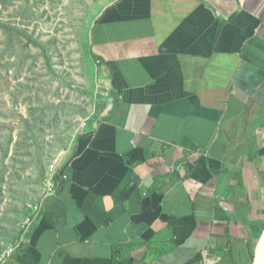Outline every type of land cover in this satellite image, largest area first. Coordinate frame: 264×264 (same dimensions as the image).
Returning a JSON list of instances; mask_svg holds the SVG:
<instances>
[{"label":"crops","instance_id":"obj_1","mask_svg":"<svg viewBox=\"0 0 264 264\" xmlns=\"http://www.w3.org/2000/svg\"><path fill=\"white\" fill-rule=\"evenodd\" d=\"M98 9L90 50L113 98L70 145L7 264H252L264 230V0Z\"/></svg>","mask_w":264,"mask_h":264},{"label":"rangeland","instance_id":"obj_2","mask_svg":"<svg viewBox=\"0 0 264 264\" xmlns=\"http://www.w3.org/2000/svg\"><path fill=\"white\" fill-rule=\"evenodd\" d=\"M106 1L0 0V253L17 244L52 158L110 101L88 38Z\"/></svg>","mask_w":264,"mask_h":264},{"label":"built area","instance_id":"obj_3","mask_svg":"<svg viewBox=\"0 0 264 264\" xmlns=\"http://www.w3.org/2000/svg\"><path fill=\"white\" fill-rule=\"evenodd\" d=\"M96 64L99 66L100 62L97 61ZM66 158V153L64 151L58 153L54 156L48 165V174L44 183V189L40 200L33 206L30 216L22 224V234H26L28 230L35 224L37 219L40 217L44 201L51 195L55 194L57 191V173L60 166L62 165L64 159ZM16 245H11L4 249L0 253V264H7L12 258L15 251L19 248V242Z\"/></svg>","mask_w":264,"mask_h":264},{"label":"water","instance_id":"obj_4","mask_svg":"<svg viewBox=\"0 0 264 264\" xmlns=\"http://www.w3.org/2000/svg\"><path fill=\"white\" fill-rule=\"evenodd\" d=\"M252 264H264V230L257 241Z\"/></svg>","mask_w":264,"mask_h":264},{"label":"trees","instance_id":"obj_5","mask_svg":"<svg viewBox=\"0 0 264 264\" xmlns=\"http://www.w3.org/2000/svg\"><path fill=\"white\" fill-rule=\"evenodd\" d=\"M89 53H90V57H91V59H92L93 61H95V63H96L97 61H99V58H98L96 55H94V54L92 53L91 50L89 51ZM108 97H109V100H112V98H113L112 93H109ZM152 250H153V249H152L151 246H150V247H149V253H150V254H151ZM167 250H168V249H167ZM164 251H165V250H162V251H160L159 253H164Z\"/></svg>","mask_w":264,"mask_h":264}]
</instances>
